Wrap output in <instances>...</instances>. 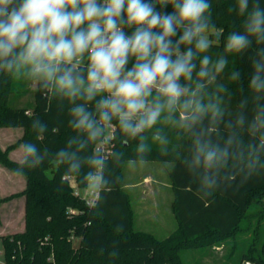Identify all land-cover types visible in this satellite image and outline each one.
<instances>
[{"label":"trees","instance_id":"obj_1","mask_svg":"<svg viewBox=\"0 0 264 264\" xmlns=\"http://www.w3.org/2000/svg\"><path fill=\"white\" fill-rule=\"evenodd\" d=\"M206 2L210 5L205 13L209 47L193 60L196 68L192 81L181 78L180 83L195 90L204 56L210 58V67L225 59L227 63L215 79L210 83L205 81V94L201 97V103L219 108V117L209 108L197 123L189 125L187 117L196 113L193 109L184 113L177 108L172 119L166 121L167 113L162 114L152 129L135 137L122 131L118 120L113 118L111 123L115 128L108 136L106 124L100 121L97 112L94 119L102 132L93 140L87 131L72 126L71 110L85 104L84 100L71 102L57 92L54 84L44 87L42 81L32 78L36 81V86L30 89L32 101L13 106V94L21 96L26 89L16 86L13 72L0 68V127L24 129L16 144L6 150L0 147V164L26 178V186L20 193L25 196V229L0 235L8 264H50V261L55 264H185V250H204L239 232L249 231L253 235L241 243L244 247L237 264L248 261L264 264V231L257 226L264 217V209L258 208L264 203V149L258 148L260 133L253 136L249 132L256 109L264 108V91L257 93L250 86L256 74L255 64H264V42L257 44V37L249 36L251 43L246 49L239 53L226 50L230 33L247 35L245 21L254 0H248V9L243 15L239 14L238 0ZM259 4L264 9V0H259ZM165 7L168 12L172 11L171 4ZM160 10L157 0V11ZM124 30L130 35L134 29L125 27ZM182 32V28L178 29L172 40H178ZM187 48L195 52V42L182 44L180 51ZM134 63L135 58H130L127 68ZM87 64L86 54L79 65L85 78ZM259 74L264 81V67ZM156 94L153 91L152 96ZM101 95L85 105L89 111H95ZM240 116L245 117L243 125L237 124ZM157 134L159 139L155 138ZM107 136L108 142L115 146L110 156L104 158L97 145ZM147 138L151 139L148 144L144 143ZM198 140L227 148L228 155L209 162L199 152ZM81 141L85 142L83 148L79 147ZM18 144H23L25 150L22 161L8 155ZM28 146L35 147V155L28 153ZM62 149L70 155L75 153L74 159L61 158L58 154ZM198 154L200 162L196 163ZM93 159L102 160L103 164H92ZM130 160L173 163L170 178L178 226L164 238L134 225L131 197L122 188L123 166ZM96 174L100 175L99 198L89 206L82 196L75 194L64 176H74L78 187L84 190ZM206 177L214 183H209ZM13 196L16 194L10 197ZM76 238L80 239L78 245L74 243Z\"/></svg>","mask_w":264,"mask_h":264},{"label":"clouds","instance_id":"obj_2","mask_svg":"<svg viewBox=\"0 0 264 264\" xmlns=\"http://www.w3.org/2000/svg\"><path fill=\"white\" fill-rule=\"evenodd\" d=\"M158 3L160 11L157 0H0V68L9 72L24 69L30 77L42 81L44 87L54 84L57 92L71 102L84 100L85 104L71 110L72 126L87 131L93 140L102 132L94 119L97 112L104 124H111L115 118L122 131L133 137L152 129L162 114L167 113L166 121L172 119L177 108L184 113L193 109L196 113L187 117L189 125L197 123L209 108L219 117V108L201 103V97L205 94V81L215 79L226 65L225 59L210 67V58L204 56L195 90L180 83L181 78L192 81L196 68L192 62L209 47L203 34L208 29L205 13L210 5L206 0ZM168 4L172 6L171 12L166 10ZM238 9L243 15L248 0H238ZM125 27L134 30L129 35ZM181 28L183 32L174 42L172 37ZM245 28L247 35L229 34L227 51L239 53L246 49L251 43L249 36H256L257 44L264 42V9L259 0H254ZM193 42L195 52L192 48L180 51L182 44ZM85 54L86 78L79 68ZM132 57L135 63L127 68ZM262 67L264 64H255L256 74L250 82L257 93L264 91L259 74ZM154 89L157 94L153 97ZM97 95L101 99L95 104V111H89L85 105ZM185 96L188 98L182 99ZM244 122V116L237 120L239 125ZM249 132L253 136L260 133L258 148L264 149V108L256 109ZM155 138L160 137L157 134ZM84 143L81 141L79 147L83 148ZM197 143L199 152L209 162L228 155L227 148L199 140ZM27 150L36 154L33 146ZM140 150L143 151V145ZM58 155L65 159L75 157V153L70 155L63 149ZM195 162H200L199 154ZM91 163L102 165L103 161L93 159Z\"/></svg>","mask_w":264,"mask_h":264},{"label":"rangeland","instance_id":"obj_3","mask_svg":"<svg viewBox=\"0 0 264 264\" xmlns=\"http://www.w3.org/2000/svg\"><path fill=\"white\" fill-rule=\"evenodd\" d=\"M206 35L207 34L204 33V36ZM85 57L86 54L82 60H84ZM13 73L16 86H19L22 90L23 88L26 90H24L25 93H23L21 96L13 94L11 105H25L27 102L32 101L33 92L32 90L30 92V89L36 86V81L34 82L32 80V77H30L24 69ZM153 91H155V89ZM22 132H24V129H21L19 127H0L1 149L6 150L9 146L16 144L17 141L21 138L20 136L23 135ZM105 133L108 136L112 133L110 125L105 126ZM143 141L144 140L142 139L141 143H143ZM149 142H151V139L147 138L144 143L148 144ZM20 145L22 144H18L17 146L9 150L8 155L11 159H13L10 154L11 151L15 150L16 148L19 149ZM114 146L115 144L112 143V148ZM20 151L21 149L14 153V156H16V158L21 155ZM23 159L17 161H22ZM131 166H134L132 162L128 161L125 164V181H128L131 176ZM138 166L139 167H137L138 169L136 170V172H133L132 169L131 171L134 177L143 179L145 170H147V168L144 167L143 163L139 164ZM99 185L100 179L98 177H94L91 179L89 186L86 189L82 190V193L84 195H88L92 189L99 188ZM25 186L26 178L24 175L0 164V235H8L23 230V224H25L26 222L25 207L23 205L25 196L20 193L24 190ZM14 194H16V196L10 197ZM6 197H10V199L2 201V199ZM133 204L135 205V208L137 207L138 209L139 200L137 198H134ZM258 208L259 210L264 209V203L259 204ZM253 222L256 225V218ZM257 226L261 232L264 231V217H262L260 223ZM137 227L140 226L137 224ZM252 235V231L246 233L239 232L235 236L224 239L219 244H216L210 248L204 250L198 248L185 250L183 252V260L185 264H237L239 261L240 252L244 247V244L241 243L243 242L244 238H249ZM79 240V238H76L74 240L75 245L79 244ZM0 252L2 259V262H0V264H5V252L1 244Z\"/></svg>","mask_w":264,"mask_h":264},{"label":"crops","instance_id":"obj_4","mask_svg":"<svg viewBox=\"0 0 264 264\" xmlns=\"http://www.w3.org/2000/svg\"><path fill=\"white\" fill-rule=\"evenodd\" d=\"M19 128L23 129L22 127ZM22 145L19 146L21 155L18 158L14 156V153L19 149L16 148L11 151L10 154L13 159L21 160L24 158L25 150ZM129 162H132L134 165L131 166L133 172H136L137 167H139L138 165L141 163L147 168L143 179L134 177L130 169L131 176L128 181H125L124 167L126 163L123 166L122 188L131 197L134 210V225L137 229L149 231L157 237L164 238L171 234L178 226L173 209L175 192L170 178V170L173 163L136 160H130ZM134 198L139 200L138 209L133 204ZM23 205L25 207V201ZM137 224L140 227H137ZM24 229L25 224H23Z\"/></svg>","mask_w":264,"mask_h":264},{"label":"built area","instance_id":"obj_5","mask_svg":"<svg viewBox=\"0 0 264 264\" xmlns=\"http://www.w3.org/2000/svg\"><path fill=\"white\" fill-rule=\"evenodd\" d=\"M109 125H110L112 130L115 128L114 124L111 123ZM107 138H108V136L106 137V139L104 141H102L101 143H99L97 145V149L101 152V154L104 158H108L113 151L112 143L108 142ZM94 177H98L100 179V175H98V174H96ZM64 179L68 180L72 184V186L75 190V194L82 196L85 199V202L87 205L93 206L96 203V201L99 198V188L92 189L88 195H84L82 193V190L78 187L74 176L66 175V176H64ZM69 211L74 213V212H76V209H70ZM50 259L51 258H49V260ZM0 262H2L1 252H0ZM4 262H5V264H8L5 259H4ZM50 262H51L50 264H55L52 261H50Z\"/></svg>","mask_w":264,"mask_h":264},{"label":"water","instance_id":"obj_6","mask_svg":"<svg viewBox=\"0 0 264 264\" xmlns=\"http://www.w3.org/2000/svg\"><path fill=\"white\" fill-rule=\"evenodd\" d=\"M220 30H222V28H220ZM246 264H253L252 262L248 261L246 262Z\"/></svg>","mask_w":264,"mask_h":264}]
</instances>
